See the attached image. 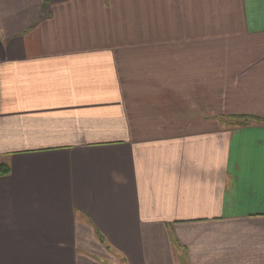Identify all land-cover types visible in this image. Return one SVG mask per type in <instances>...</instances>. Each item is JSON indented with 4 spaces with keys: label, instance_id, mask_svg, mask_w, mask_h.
I'll return each mask as SVG.
<instances>
[{
    "label": "crops",
    "instance_id": "1",
    "mask_svg": "<svg viewBox=\"0 0 264 264\" xmlns=\"http://www.w3.org/2000/svg\"><path fill=\"white\" fill-rule=\"evenodd\" d=\"M2 165L0 264H264V0H0Z\"/></svg>",
    "mask_w": 264,
    "mask_h": 264
},
{
    "label": "trees",
    "instance_id": "2",
    "mask_svg": "<svg viewBox=\"0 0 264 264\" xmlns=\"http://www.w3.org/2000/svg\"><path fill=\"white\" fill-rule=\"evenodd\" d=\"M51 1L52 0H44V4L48 5ZM8 173H9V170L7 169L6 166H4V165L0 166V175L1 176H6Z\"/></svg>",
    "mask_w": 264,
    "mask_h": 264
}]
</instances>
